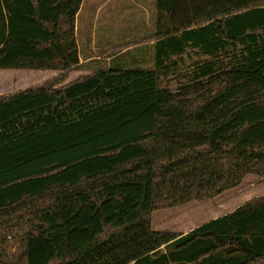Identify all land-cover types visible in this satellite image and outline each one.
I'll list each match as a JSON object with an SVG mask.
<instances>
[{
    "label": "trees",
    "instance_id": "1",
    "mask_svg": "<svg viewBox=\"0 0 264 264\" xmlns=\"http://www.w3.org/2000/svg\"><path fill=\"white\" fill-rule=\"evenodd\" d=\"M81 2L0 0V69L77 65ZM155 7L152 67L0 95V219L30 216L16 264L264 262V195L184 234L151 227L162 199L264 172V0ZM188 49L190 82L160 86Z\"/></svg>",
    "mask_w": 264,
    "mask_h": 264
},
{
    "label": "rangeland",
    "instance_id": "2",
    "mask_svg": "<svg viewBox=\"0 0 264 264\" xmlns=\"http://www.w3.org/2000/svg\"><path fill=\"white\" fill-rule=\"evenodd\" d=\"M155 1L84 0L75 33L80 64L67 71L0 69V85L7 84L8 90L14 86L15 91L44 82L61 86L114 63L152 67L157 37ZM193 52L188 49L177 59L176 67L161 76L160 86L175 91L190 82L191 63L198 57ZM8 90H0V95L15 92ZM196 194L180 204H173L174 199L170 201L169 197L158 201V207L151 213L152 229L182 232L228 212L246 200L264 195V172L248 173L239 184L215 195H208L204 191ZM24 213L0 219V264H16L23 256V238L31 230L30 224L25 221L30 220V216L24 218Z\"/></svg>",
    "mask_w": 264,
    "mask_h": 264
},
{
    "label": "crops",
    "instance_id": "3",
    "mask_svg": "<svg viewBox=\"0 0 264 264\" xmlns=\"http://www.w3.org/2000/svg\"><path fill=\"white\" fill-rule=\"evenodd\" d=\"M83 2H84V0H82V2H81V4H80V8H79V10H78V12H77V14H76V19H75V33L77 32V17H78V14H79V12H80V9H81V7H82V4H83ZM78 54H79V51H78ZM80 64V58H79V63L77 64V65H79ZM77 65H75V66H77ZM74 66V67H75ZM6 69H16V70H25V69H20V68H6ZM16 70H14V71H16ZM29 70H35V71H49V70H52V69H29ZM12 75H13V73H12ZM13 80H14V77H13ZM14 81H16V80H14ZM13 81V82H14ZM16 83V82H15ZM6 85L7 84H5V85H0L1 87H0V90L2 91L3 89L4 90H8L7 89V87H6ZM3 87V88H2ZM17 88V87H16ZM18 89V88H17ZM8 91H15V87L13 86V89H11V90H8ZM245 202V201H244ZM243 203V202H242ZM241 203V204H242ZM240 205V204H239ZM238 205V206H239ZM237 207V206H236ZM235 207V208H236ZM233 210V209H232ZM232 210H230V211H232ZM230 211H228V212H230ZM228 212H224V213H222V214H220V215H223V214H225V213H228ZM220 215H217V216H220ZM217 216H214V217H212V218H215V217H217ZM212 218H209V219H207V220H204L203 222H206V221H208V220H210V219H212ZM203 222H200V223H198L197 225H195V226H193L192 228H194V227H196V226H198V225H200L201 223H203ZM192 228H190V229H187V230H185V231H182V232H176V233H179V234H184V233H186V232H188L189 230H191ZM254 264H264V262L263 261H259V262H256V263H254Z\"/></svg>",
    "mask_w": 264,
    "mask_h": 264
}]
</instances>
